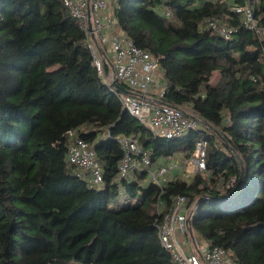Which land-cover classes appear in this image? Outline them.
Listing matches in <instances>:
<instances>
[{"label":"trees","instance_id":"obj_1","mask_svg":"<svg viewBox=\"0 0 264 264\" xmlns=\"http://www.w3.org/2000/svg\"><path fill=\"white\" fill-rule=\"evenodd\" d=\"M244 2L110 6L120 31L158 59L162 103L212 127L218 144L205 129L154 138L97 76L61 0H0V264H175L157 226L178 196L194 205L189 233L234 264H264V42L231 11ZM254 14L264 25V0ZM212 18L235 30L229 40L205 28ZM70 132L95 150L101 186L68 164ZM199 133L202 175L160 186L144 170L119 177L117 139L150 151L155 171L190 158Z\"/></svg>","mask_w":264,"mask_h":264},{"label":"built area","instance_id":"obj_2","mask_svg":"<svg viewBox=\"0 0 264 264\" xmlns=\"http://www.w3.org/2000/svg\"><path fill=\"white\" fill-rule=\"evenodd\" d=\"M111 1L61 0L79 30L85 35L86 45L92 57V67L97 76L109 87L122 107L154 138L173 141L182 139L191 132H198L203 125L199 119L162 103L164 90L159 83L162 72L158 59L138 49L120 31L110 10ZM260 1L246 0L242 6H232L231 11L242 19L245 29L264 42V25L260 24L254 14L255 5ZM204 26L225 40H229L235 32L213 18L206 19ZM262 52L264 57V50ZM113 81L127 92L122 93L111 87ZM68 138V164L80 170L89 185L101 186L103 171L97 162L95 150L78 138L75 132H70ZM116 144L120 153L119 177L127 176L131 170H144L148 174V180L160 186L161 182L168 181L167 175L171 171L185 170L186 173V165L191 168L192 177L196 174L202 175L206 170L208 142L204 135L196 140L190 158L184 159L183 155L169 158L164 165H159L156 171H151L152 153L143 149L136 140L119 138ZM193 211L194 205L190 206L184 197L178 196L173 200L171 211L163 216L157 226L159 242L170 253L174 263L234 264L222 248H209L206 243L189 233L188 221Z\"/></svg>","mask_w":264,"mask_h":264},{"label":"rangeland","instance_id":"obj_3","mask_svg":"<svg viewBox=\"0 0 264 264\" xmlns=\"http://www.w3.org/2000/svg\"><path fill=\"white\" fill-rule=\"evenodd\" d=\"M111 3H112V1H111ZM111 3H110V6L112 5ZM218 79H219V75H218V73H217V72H214V73L212 74V77H211L210 83L215 84V83L218 81ZM203 124H204V125H202L201 129H202V130L205 129V130L207 131L206 133H210L209 135H215V137L217 138V142H218V144H220L219 141H221V139L219 138L218 133L215 132L214 129L212 130V127H210V126L207 127V126L205 125V123H203ZM205 126H206V127H205ZM199 136H201L200 133H199ZM186 166H187L186 171H188V172H187L188 175H187V176L182 175L181 177L183 178L184 181L189 182V181L192 179L191 168L189 167V165H186Z\"/></svg>","mask_w":264,"mask_h":264},{"label":"crops","instance_id":"obj_4","mask_svg":"<svg viewBox=\"0 0 264 264\" xmlns=\"http://www.w3.org/2000/svg\"><path fill=\"white\" fill-rule=\"evenodd\" d=\"M159 83H160V86H161V88L163 89V87H162V77L160 76V80H159ZM167 162V160H162L161 162H160V164L159 165H161V164H165ZM153 169V168H152ZM151 171H153V170H151ZM156 171V170H155ZM184 171L185 170H173V171H171L170 173H168V175H167V179H168V181L170 180V178H172L173 176H175V175H180V177L182 176V175H184V176H187V172L188 171H186V173H184ZM183 179V178H182Z\"/></svg>","mask_w":264,"mask_h":264},{"label":"water","instance_id":"obj_5","mask_svg":"<svg viewBox=\"0 0 264 264\" xmlns=\"http://www.w3.org/2000/svg\"><path fill=\"white\" fill-rule=\"evenodd\" d=\"M111 87H113L115 90L122 92V93H126V89H124L123 87H121L120 85H118L115 81L112 82ZM164 104V103H163ZM184 113V112H183ZM185 114V113H184ZM204 125V124H203ZM206 125V124H205Z\"/></svg>","mask_w":264,"mask_h":264}]
</instances>
